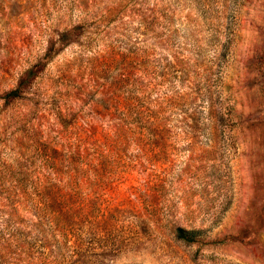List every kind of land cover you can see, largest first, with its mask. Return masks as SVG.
I'll list each match as a JSON object with an SVG mask.
<instances>
[{"label":"rangeland","instance_id":"1","mask_svg":"<svg viewBox=\"0 0 264 264\" xmlns=\"http://www.w3.org/2000/svg\"><path fill=\"white\" fill-rule=\"evenodd\" d=\"M0 264H264V0H0Z\"/></svg>","mask_w":264,"mask_h":264},{"label":"trees","instance_id":"2","mask_svg":"<svg viewBox=\"0 0 264 264\" xmlns=\"http://www.w3.org/2000/svg\"><path fill=\"white\" fill-rule=\"evenodd\" d=\"M60 181V180H59ZM52 189H57V188H52ZM63 190L62 189H57L55 191H53L52 193H48V192H45V191H37L34 196L32 197V199L34 200L35 197L37 196L38 193H41L38 195V201L36 202L35 200V208L36 210L35 211H41V212H44V211H48V212H44L43 214L46 215L48 218L51 216V214L53 215V212L55 213V211H53V207L52 206H49L47 205L46 203H43L42 204V200L44 199H49V203L50 204V201L51 203H55V201L57 199H61L62 200V203H64L65 201V193L62 192ZM16 202V201H15ZM18 203V202H17ZM20 205V203H18ZM46 206V208H42L43 206ZM98 212V210H97ZM11 221H13L12 219H10ZM47 220V219H45ZM14 222V221H13ZM14 226L15 225H12L11 223H8L4 226L3 230H6V231H9L11 232V234L5 239V237H2V242H5L7 241L8 243L9 242H16V237L13 236L12 233L16 234V232H14ZM175 233H176V238L183 241V242H186V243H193L196 241V233L194 231H191V230H185L183 228H177L175 230ZM17 235V234H16Z\"/></svg>","mask_w":264,"mask_h":264}]
</instances>
